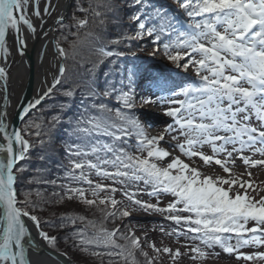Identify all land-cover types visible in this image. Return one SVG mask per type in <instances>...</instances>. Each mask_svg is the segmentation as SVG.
<instances>
[{
    "label": "snow or ice",
    "instance_id": "obj_1",
    "mask_svg": "<svg viewBox=\"0 0 264 264\" xmlns=\"http://www.w3.org/2000/svg\"><path fill=\"white\" fill-rule=\"evenodd\" d=\"M173 2L177 15L186 17L184 25L152 0H124L133 35L122 34L110 43H124L128 53L135 55L129 42L148 39L153 56L162 53L176 70L188 73L191 69L197 80L171 86L165 80L158 83L157 92L141 96L135 90L138 69L115 65L119 81L112 78L113 72H106L100 85L94 79L93 62L86 69L90 82L83 85L77 107L75 97L81 85L65 83L70 53L54 38L57 74L37 98L21 106L16 116L24 126L17 128L9 120L7 61L13 51L26 54L28 40L38 35V28L45 38L49 36L44 31L45 18L55 17L58 27L54 30L63 35L67 17L56 15L60 5L54 0H0L4 93L0 106V264H32L33 230L41 242L57 248L59 235L46 227L66 233V241L100 264H140L137 254L143 264H180L185 257L202 262L219 256L216 248L237 261H264V251H241L264 248V195H252L251 179L244 180L234 171L237 160L246 170L264 167V0ZM77 8L81 15L74 14L67 26L69 32L76 29L71 32L77 37L70 44L72 55L80 30L90 21L102 29L123 10L114 0H81ZM88 35L101 42L94 49L98 62L126 54L104 45L102 34ZM57 96L65 98L64 102H54L50 119L42 123L49 130L67 124L71 139L64 145V161L56 166L58 174L50 177L44 167L30 169L37 148L41 152L37 158L46 160L43 149L48 131L29 117L32 110L42 109L47 99ZM138 104L140 115L144 106L161 108L167 119L160 131L153 133L154 126L140 119ZM30 171L35 175H29ZM247 174L252 175L251 171ZM26 177L29 185L57 189L51 192L52 199L40 189L21 192L19 183ZM73 201L98 217L90 219L70 210L49 219L37 214L44 206ZM135 212L158 215L161 222L152 229L124 223ZM167 222L170 227L165 226ZM138 230L143 238L136 234ZM157 230L175 237L179 246L170 247L163 240L158 246L148 235Z\"/></svg>",
    "mask_w": 264,
    "mask_h": 264
},
{
    "label": "trees",
    "instance_id": "obj_2",
    "mask_svg": "<svg viewBox=\"0 0 264 264\" xmlns=\"http://www.w3.org/2000/svg\"><path fill=\"white\" fill-rule=\"evenodd\" d=\"M168 3H166L164 0H152V3L158 7L163 8L165 10L169 11V14L172 16H177V19L179 20V23L181 25L182 21L181 19L184 18L182 15H177V11L174 7L169 5V2L172 3L174 6L173 0H166ZM81 3V0H74L72 4V8L68 14V20L65 23V29L63 31V35L60 31H57L56 38H59L61 41L62 46L65 49L69 50V57L67 61L65 62V83H73V84H79L81 85L80 88L77 89L76 93V105L79 106V100L82 98V92L84 91L83 85L86 83H89L88 80L89 74L86 72L87 68L93 67V62H96V67L94 68V79L96 82L100 85H103L105 80V73L106 72H113V69L115 65H119L122 68H136L138 69V73L136 76V92L138 95L146 96L150 95L153 92L158 91V83H162L163 81L167 80L168 85H172L177 80H182V82L188 83L190 82V77L182 75L181 77L179 74H177V71L174 67V65L171 64L170 61L166 59V62L170 64L169 69L166 68L165 65H159L157 63L149 62V61H138L134 60L135 57H142L143 54L152 53L153 52V45L150 40L145 39L143 41H130V47L132 52H135L136 55H131L128 53V45L122 43L120 45H112L110 43L111 40L116 39L117 37L121 36L122 34L126 35H133V30L129 27L130 25V12L128 9L124 7V0H114L115 5L118 9H123L120 11H117L116 16L118 18L116 19H109L104 27L102 29L97 28L95 22L89 23L88 27L85 29L80 30L79 39L76 45V51L75 55H72V49L70 48V44L73 40H77V37L73 36L71 32H75L76 29L72 28L71 32L68 31L67 26L72 24V17L73 15H81L78 11L77 5ZM100 33L103 36L102 43L104 45H107L109 49H114L117 53L121 50L125 51L124 56L115 55L112 57H104L102 58L103 62H98L97 55L94 52V49L101 43L93 40L92 36H89L88 33ZM64 36L68 37V40H64ZM162 54V53H161ZM131 55L132 57H129ZM150 55V54H149ZM163 55V54H162ZM151 57V56H149ZM164 69H167L170 71L169 76L167 77L164 75ZM167 71V72H168ZM112 78L116 81H119L120 74L114 73ZM65 98L63 97H52L47 99V101L44 103L43 108L40 109L39 107L32 111L30 119L36 120L37 123H41L42 127L45 128L46 131H48V135L45 137V147L43 149V154L46 156V160L44 162H41L37 157L41 154L40 149L37 148L33 152V160L30 164V169L37 168V167H44L48 170L46 173L50 177H55L58 174L57 164L64 161V145L65 143L70 141L69 132L70 129L68 128V125L65 124L64 127H57L55 130H49L47 128L46 123H42L43 121H47L50 119L51 113L49 112V108L54 104L59 105L60 103L64 102ZM113 104H115V101H112ZM139 105V104H138ZM137 105V106H138ZM138 109V107H137ZM76 112V108H73V113ZM73 113H70L73 114ZM137 115H140L139 111H137ZM140 119L147 125L146 120L142 119V116L140 115ZM24 124L21 125L23 127ZM29 175H35L34 172L30 171ZM36 190L40 189L43 193V195L51 200V192L55 191L57 189H54L52 186H46V185H29L27 182V177L19 183V190L21 192L26 190ZM33 198L35 199V194L33 195ZM119 195L117 196V199H119ZM143 199H149L147 196H144ZM65 210H70L72 212H80L81 214L87 215L90 219L91 218H97L94 217L90 212H84L81 210V206L78 205V202H66L64 204H50L47 205V207L44 209V213L51 214L52 218H57L60 215H62ZM38 215L41 216L42 219H49L47 218V214H43L42 212H38ZM55 214V216H53ZM126 224H130L132 226H136L135 222L126 218L125 219ZM149 224L145 222H139L140 226L143 227V224L146 225L147 229H152L154 227H158L159 223L161 222V217L158 219H155L154 221L150 222ZM119 223V221H118ZM153 225V227H152ZM166 227L171 226V222H167L165 224ZM111 227V225H109ZM45 230H48L50 232H55L54 230L50 228H45ZM140 234V236L143 238V232L137 231L136 234ZM162 235L158 230L157 231H149L148 235L150 240L155 241L158 246H160V240L155 237V235L158 236ZM56 234V233H52ZM60 237L58 247L55 248L56 250L63 251L72 257L76 263L78 264H87V259L95 257H90L86 254L80 253L79 250L73 246L71 240H65L66 233L59 232L57 233ZM155 234V235H154ZM154 235V236H153ZM139 236V235H138ZM163 236V235H162ZM161 237V236H160ZM184 242V238L181 237V243ZM68 245L71 246L74 251L69 253V250H66V247L68 248ZM66 246V247H65ZM76 249V251H75ZM147 250V249H146ZM85 257L87 259H85ZM97 259V258H95ZM137 259L140 261V264H143L141 260L143 257L139 256L137 254ZM89 261V260H88ZM97 261V260H96Z\"/></svg>",
    "mask_w": 264,
    "mask_h": 264
},
{
    "label": "bare ground",
    "instance_id": "obj_3",
    "mask_svg": "<svg viewBox=\"0 0 264 264\" xmlns=\"http://www.w3.org/2000/svg\"><path fill=\"white\" fill-rule=\"evenodd\" d=\"M73 1L74 0H54V3H58L60 5L59 9L56 10V15H63L68 4L70 3V5L72 6ZM41 7H43V4L41 5ZM45 19L47 20V23L44 26V31H48L49 36L45 38L42 32H40V29L38 28V35L28 40L26 54L21 56L15 51H13V55L10 56L7 61V69L9 72L7 82V96L9 101L8 110L10 113L9 120L14 118V115H16L22 105L25 106V104L33 101L34 98H37L41 94L42 90L52 83L53 75L57 74V61L59 58L54 55L56 49L53 46V42L54 38H56L57 36V31L54 29L58 26L56 25L55 17ZM185 20L186 17L181 19V25L185 24ZM9 44L12 45L11 38L9 39ZM142 58L144 61L151 60V58L147 54H143L142 57H135L134 60L142 61ZM164 64L166 68L169 69L170 64H168L167 62H164ZM164 71V75L167 77V79H169L168 76L170 71H168L167 69H164ZM179 74L180 77L184 75L182 71H180ZM190 79H192L190 80V82H192L197 80L198 78L190 76ZM45 82H47V84ZM181 82L182 80H177V82H175L174 84H179ZM2 85L3 82L0 81V106L3 105L4 95ZM20 126L19 128H21ZM33 237L34 239H39L38 235H36L35 233V230H33ZM42 243L48 246L46 243ZM48 249H50L51 252L54 251L58 253H64L63 251H58L56 249L51 248L50 246H48ZM39 252L40 250H38L34 247V245H32L29 254L31 256L29 257H32V255H35ZM65 255L70 260H72L73 263L78 264L72 257L68 256L67 254ZM40 257L41 256L38 255L39 259ZM48 257L50 261H45V259H41V264H61L59 263L60 255H54L52 252L48 254Z\"/></svg>",
    "mask_w": 264,
    "mask_h": 264
},
{
    "label": "rangeland",
    "instance_id": "obj_4",
    "mask_svg": "<svg viewBox=\"0 0 264 264\" xmlns=\"http://www.w3.org/2000/svg\"><path fill=\"white\" fill-rule=\"evenodd\" d=\"M71 8H72V6H71ZM67 20H68V15H67V19L65 20V23H66ZM132 56H129V57H132ZM148 56H151L150 57L151 58L150 61H153V62H155V63H157L159 65L160 64L161 65H165L164 62H166V59L164 58V56L161 53L160 54H156L155 56H153L152 53H148ZM178 73L179 72L177 71V74ZM188 76L196 77L194 72L191 69L188 72ZM137 107H138V111H139L140 105H138ZM143 113L144 114L141 115V116H142V119L146 120V122H147L146 124L147 125L151 124V125L154 126L153 128L150 129V131L155 133V132L160 131L164 127V121L167 118L162 116L161 108L159 106H144ZM205 151H209V150L206 148ZM216 170L220 171L218 166H216ZM234 171H236L237 173L242 174V178L244 180L251 179L252 184H253V188L255 189V191H253L252 188L249 189V192L252 195H256L257 198H259V195H264V167H255V168H251V169H247L246 170V168L242 164V162L240 160H237L236 161V168L234 169ZM248 171H251V173H252L251 177L248 176V174H247ZM221 174H223V173L221 172ZM153 202H155V201H153ZM46 207L47 206H44V209ZM43 214H47V218H52L51 214L44 213V211L42 212V215ZM158 218H160V216H158V215H149V214H145V213H142V212H135L128 219L134 221L137 228H148L144 224L145 223L149 224L148 221L152 222V221H154L155 219H158ZM125 221H124V223H125ZM139 222H145L143 224V227L140 226ZM152 227H153V225H152ZM52 233H56L57 234L56 231L52 232ZM140 234H142V233H139L137 235L140 236ZM156 234H158V236L154 234L155 237L157 239H159L160 241L163 240V243L165 245H168V246L173 247V248L179 246L176 243V241H175V237H167V236H162V235H160L161 236L160 237L159 233H156ZM60 243H61V240H60ZM66 250H69V253L74 251V249L71 246H69V245H68V248L66 247ZM257 250L264 251V248H261V249H248V248H245V249H242L241 251L248 252V251H257ZM75 251H76V249H75ZM214 251L218 252L219 256H210V257H208L207 259H205L202 262L201 261L193 262V261L189 260L187 257H185V258H183L181 260L180 264H264V261H243V260L237 261L234 256H230L227 253H224L220 248H216ZM64 253L67 254L66 251ZM85 259H87V258L85 257ZM141 262L143 263V259L141 260ZM87 264H100V262H99L98 259L89 258V259H87ZM105 264H107V261H105ZM168 264H170V262H168Z\"/></svg>",
    "mask_w": 264,
    "mask_h": 264
},
{
    "label": "water",
    "instance_id": "obj_5",
    "mask_svg": "<svg viewBox=\"0 0 264 264\" xmlns=\"http://www.w3.org/2000/svg\"><path fill=\"white\" fill-rule=\"evenodd\" d=\"M70 7H71V5L69 3L68 6L65 9L64 14H63L65 17H67L68 12L70 10ZM27 104H25V106H27ZM10 121H14L15 127H17V128H19V126L22 125V121L16 115H14V118H12ZM38 238H39V236H38ZM33 245H34L35 248H37L38 250H40V252L39 253H36L35 255H32V257H29L31 259V261H32V264H41V259H45V261L49 260L48 254L49 253H52V252H53L54 255H60V258H59V261L60 262L59 263H61V264H75L64 253H61V252L58 253V252H54V251L51 252V250L48 249V246L44 245L40 241V238L39 239H34ZM38 255L41 256L40 259L38 258ZM29 256H31V255H29Z\"/></svg>",
    "mask_w": 264,
    "mask_h": 264
}]
</instances>
